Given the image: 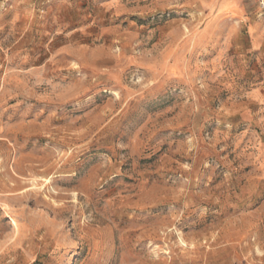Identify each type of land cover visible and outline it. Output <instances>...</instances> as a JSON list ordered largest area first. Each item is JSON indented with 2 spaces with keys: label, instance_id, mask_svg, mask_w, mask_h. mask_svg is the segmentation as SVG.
<instances>
[{
  "label": "rangeland",
  "instance_id": "374dc122",
  "mask_svg": "<svg viewBox=\"0 0 264 264\" xmlns=\"http://www.w3.org/2000/svg\"><path fill=\"white\" fill-rule=\"evenodd\" d=\"M255 236L264 0H0V264H257Z\"/></svg>",
  "mask_w": 264,
  "mask_h": 264
},
{
  "label": "crops",
  "instance_id": "0c3cea01",
  "mask_svg": "<svg viewBox=\"0 0 264 264\" xmlns=\"http://www.w3.org/2000/svg\"><path fill=\"white\" fill-rule=\"evenodd\" d=\"M255 238L258 252H261L257 254L255 253V257L257 258V264H264V239L261 236H255Z\"/></svg>",
  "mask_w": 264,
  "mask_h": 264
}]
</instances>
